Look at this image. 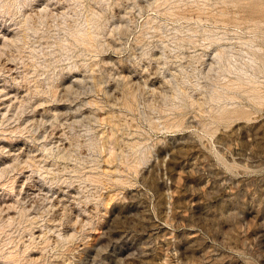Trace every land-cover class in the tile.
<instances>
[{"label": "rangeland", "instance_id": "374dc122", "mask_svg": "<svg viewBox=\"0 0 264 264\" xmlns=\"http://www.w3.org/2000/svg\"><path fill=\"white\" fill-rule=\"evenodd\" d=\"M0 264H264V0H0Z\"/></svg>", "mask_w": 264, "mask_h": 264}]
</instances>
